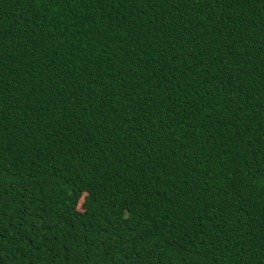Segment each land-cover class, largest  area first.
Here are the masks:
<instances>
[{
  "label": "trees",
  "instance_id": "1",
  "mask_svg": "<svg viewBox=\"0 0 264 264\" xmlns=\"http://www.w3.org/2000/svg\"><path fill=\"white\" fill-rule=\"evenodd\" d=\"M0 264H264V0H0Z\"/></svg>",
  "mask_w": 264,
  "mask_h": 264
},
{
  "label": "rangeland",
  "instance_id": "2",
  "mask_svg": "<svg viewBox=\"0 0 264 264\" xmlns=\"http://www.w3.org/2000/svg\"><path fill=\"white\" fill-rule=\"evenodd\" d=\"M82 199L80 200V202H79V204L77 205V209L78 210H80V211H82L83 210V208H82Z\"/></svg>",
  "mask_w": 264,
  "mask_h": 264
}]
</instances>
